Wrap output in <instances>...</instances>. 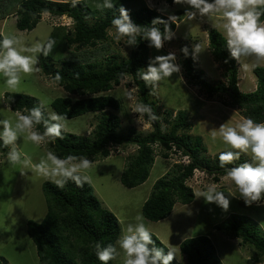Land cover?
I'll return each mask as SVG.
<instances>
[{
  "label": "trees",
  "instance_id": "obj_1",
  "mask_svg": "<svg viewBox=\"0 0 264 264\" xmlns=\"http://www.w3.org/2000/svg\"><path fill=\"white\" fill-rule=\"evenodd\" d=\"M164 1L169 5L174 4L173 0ZM97 2L81 0L73 8L70 0H1L0 20L16 13L18 30L26 32L38 26L45 9L52 16H67L73 20L72 29L66 26L54 28L51 38L56 44L47 58L41 57L40 72L51 80L54 73L60 72L63 79L55 84L72 96L54 100L51 104L54 111L65 115L67 119L89 113L100 116L91 137L64 131L62 140L48 142V151H53L60 158L71 154L85 156L95 162L109 158L112 146H136L137 153L129 159L120 177L121 184L128 189L137 188L149 179L156 162L155 148L159 149L163 159L167 160L175 153L189 160L187 164H177L160 177L143 205L144 217L152 222H160L172 214L176 204L188 205L195 200L193 189L188 185L195 171L212 175L217 183L220 181L219 176L225 173L219 167L217 158L212 161L211 158L202 157L207 148L201 136L191 134L194 125L189 121L187 111L179 112L175 118L169 112L166 118L151 124L152 131L147 134L134 129L128 133L120 131L122 119L112 111H119L122 105L120 100L109 93L126 78H131L137 87L139 102L151 105L160 116L157 103L153 95L149 94L150 88L136 74L151 57L150 48L146 41L140 40L136 47L128 46V56L121 57L114 53L109 44L108 29L111 27V19L118 13L113 10H97ZM114 3H117V7L123 4L129 9L132 20L138 25H148L156 17L168 18L149 8L142 0H114ZM177 14L181 15L182 12ZM158 27L162 29L163 26ZM171 27L175 32L177 23ZM208 38L210 50L214 59L220 63L227 83L221 81L215 84L209 81L198 62L191 58L190 48L188 58H184L181 52L178 56L184 77L190 85L207 94L208 98L225 94L230 98L229 107L241 110L242 116L264 122V67H253L258 82L256 91L242 92L238 86V62L229 57L221 32L212 29ZM183 46L180 45L179 50ZM4 99L13 112L24 114H27L26 108L38 103L35 97L17 93H5ZM161 123L164 125L163 130ZM37 130L42 132V125H38ZM7 151L0 146L1 155L6 156ZM244 161H247V157L242 156L236 163ZM43 191L48 207L44 220L41 223L32 220L27 222L28 235L36 246L40 263L100 264L95 256V243L115 244L121 235L117 216L103 207L92 184L80 188L70 181L65 188L60 189L46 182ZM217 229L229 233L244 245L253 246L256 249L253 261H263L264 233L252 218L233 214ZM152 235L157 246H165L155 234ZM180 251L189 264H223L214 243L207 236L186 239ZM6 262V259L0 257V264ZM109 264H115V259L109 261ZM172 264H175V260Z\"/></svg>",
  "mask_w": 264,
  "mask_h": 264
},
{
  "label": "rangeland",
  "instance_id": "obj_2",
  "mask_svg": "<svg viewBox=\"0 0 264 264\" xmlns=\"http://www.w3.org/2000/svg\"><path fill=\"white\" fill-rule=\"evenodd\" d=\"M142 1L149 8L156 9L167 17L170 14L176 15V23L179 26L175 31V37L165 43L162 51L157 52L154 48H150L151 57L167 54L170 50L175 51L178 57L180 45L184 44L192 51V45L200 43L204 51L196 60L199 68L205 72L206 78L212 83L216 84L221 81L227 83L220 63L214 59L210 50L208 38L212 29L222 33V28L219 27L222 24L221 19L213 16L211 19L187 20L184 16V6L169 5L164 0ZM181 12V15L177 14ZM17 17V14L13 13L8 18L0 20V33L3 36L15 35L26 44L34 43L37 40H47L51 37L56 26L73 28V20L67 16L56 17L44 14L33 31H20L17 28ZM214 24L217 27H213ZM108 35L113 52L121 57L128 56L129 47L125 40L116 41L114 30H112V34L108 32ZM253 64L251 58H242L238 63V86L244 93L255 92L258 86L257 77L253 73ZM258 66L264 67V63ZM129 91L132 92L134 100L129 99ZM5 93L25 94L44 100L51 110H54L51 106L54 100L72 97L40 71L28 76L22 74L21 84L16 92L8 90L3 77H0V119L7 118L13 123L15 122V112L6 103ZM109 94L121 102L122 108L119 111H109L121 117L120 131L122 133H128L131 129L143 134L152 131V126L142 127L137 124L135 122L137 114L131 113L134 103L139 102L138 89L131 78L121 81L120 85L116 86ZM153 99L157 103L162 119L166 118L169 112L173 114V118L179 112H188L189 121L194 125L191 134L201 136L203 144L207 148L206 152L202 153V157L211 158L212 161L216 160L217 154L226 147L219 139L212 140V129L218 128L225 122L234 126L242 117L241 110L228 106L230 98L227 95L208 98L202 90L190 85L184 77L183 69L180 74H174L170 79L162 81L153 95ZM99 116V114L89 113L75 119H67L64 131L81 137H91ZM48 142L36 146L21 139L19 146L22 158L26 154L31 157L33 163H38L41 158L46 157ZM136 153V146H112L110 157L93 162V167L87 172L92 177L91 184L103 207L113 212L119 219L121 234L127 224L134 223V217L138 213H142L143 205L149 198L154 183L175 168L177 164L189 162L187 158L175 153H172L169 159H163L159 155V149L155 148L156 162L149 179L137 188L128 189L121 184L120 177L125 165ZM5 158L6 156L0 154V257L6 259L5 264H41L36 246L28 235L27 222L32 220L41 223L44 220L48 207L43 185L49 181L33 174L30 170L22 169L20 165H8ZM248 159L249 157H247ZM21 171H25L27 174L22 176ZM219 177L220 181L217 183L212 175L197 170L192 179L188 181V185L194 191L202 190L206 185L216 183L220 190L227 193L231 188L234 195H239L234 186L221 181L222 176ZM261 203L259 206L254 204L251 207H246L242 200L232 198L229 211L223 212L215 204H205L203 198H195L191 204H177L172 214L165 220L152 222L146 219V222L151 233L155 234L165 246L173 247L176 254L175 264H189L187 258L181 254L180 246L186 239L199 236H207L212 240L223 264H264V258L262 262L253 261L256 253L253 246L244 245L229 233L217 229V226L223 224L231 215L238 214L252 218L264 233V200ZM123 259V253L120 252L115 259V264H123Z\"/></svg>",
  "mask_w": 264,
  "mask_h": 264
},
{
  "label": "clouds",
  "instance_id": "obj_3",
  "mask_svg": "<svg viewBox=\"0 0 264 264\" xmlns=\"http://www.w3.org/2000/svg\"><path fill=\"white\" fill-rule=\"evenodd\" d=\"M80 3L81 0H70L73 8ZM173 3L185 7L184 16L187 20L211 19L213 16L221 19L219 27L222 28L221 35L231 59L239 63L242 58H251L253 66L264 63V0H173ZM95 8L118 13L111 19L108 31L112 34L114 29V39H124L129 47H136L143 40L149 48L160 52L165 43L175 37L171 25L176 23V15L170 14L167 19L156 17L148 25H138L132 20L130 10L123 4L117 7L114 0H98ZM44 14H47L46 9ZM158 25H162V29ZM213 27L217 25L214 24ZM55 44L56 41L51 37L45 41L37 40L26 44L15 35L3 36L0 39V77H3L6 88L16 92L21 84L22 74L28 76L39 72L40 57L47 58ZM179 51L184 58L190 55L188 46H183ZM203 51L200 43L193 44V61ZM181 72L182 65L178 62L177 54L170 50L167 54L150 57L146 66L142 70L138 69L136 74L150 88L149 94L154 95L162 81ZM62 79L60 72L52 75L54 83L58 84ZM128 97L134 100L131 91ZM25 112L27 114L15 112L14 123L7 118L0 119V146L8 149L5 162L10 166L20 165L22 169L30 170L60 189L65 188L70 181L80 188L85 184L91 185L92 177L87 172L93 167V161L85 156L70 154L60 158L49 150L46 157L41 158L38 163H33L26 154L22 158L19 146L21 139L36 146L47 141L62 140L67 120L65 115L49 109L46 102L39 99L36 105L26 108ZM131 113L137 114L135 122L142 127L162 120L151 105L143 102H135ZM38 125H42V132L37 130ZM163 128L161 123V129ZM211 138L213 141L219 139L226 146L217 154L219 167L225 173L221 181L234 186L239 195H234L231 188L226 193L219 189L218 184L211 183L202 190H194V197L203 198L205 204H215L223 212L229 211L232 198L242 200L246 207L261 205L264 200V122L242 116L234 126L225 122L218 128H213ZM242 156L249 159L237 164ZM20 174L25 176L27 173L21 171ZM94 251L100 264H109L120 252L124 256L123 264H172L176 258L172 246L156 245L142 213L134 217V223L127 224L115 244L102 245L96 242Z\"/></svg>",
  "mask_w": 264,
  "mask_h": 264
}]
</instances>
